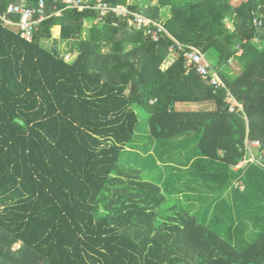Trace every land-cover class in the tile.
<instances>
[{"label":"trees","instance_id":"1","mask_svg":"<svg viewBox=\"0 0 264 264\" xmlns=\"http://www.w3.org/2000/svg\"><path fill=\"white\" fill-rule=\"evenodd\" d=\"M45 1L31 42L0 19V264H264V0Z\"/></svg>","mask_w":264,"mask_h":264},{"label":"built area","instance_id":"2","mask_svg":"<svg viewBox=\"0 0 264 264\" xmlns=\"http://www.w3.org/2000/svg\"><path fill=\"white\" fill-rule=\"evenodd\" d=\"M67 4H69L73 8H80V9H96L101 12V18L107 17L110 14H116L118 16L128 17L129 15L136 17V22H141L143 19L139 20V18H142L138 14H133L132 11H128V13H125L122 8V6L112 7L109 4L105 3L102 0H98L95 5H91L88 2H85L84 0H66ZM124 12V13H123ZM9 13H15L17 15L22 16V21L20 22H11L7 18V14L9 16ZM47 18V4L45 0H40L39 4L36 7H28V6H11L9 10L5 13L1 12L0 10V19L4 21L8 26L13 27L21 32V38L26 39V41L31 42L33 40V33L35 31H38L40 28V24ZM139 20V21H138ZM144 22V21H143ZM147 23L149 26L151 24H154L159 28L160 31H164V27L160 25L159 23H154L150 19H147ZM154 40L158 41L157 35L154 36ZM183 48L180 46V49ZM193 51L190 53H186L185 57L188 60V64L197 63L199 66V72L203 76H207L208 78H211V83L216 88H226V85L224 82L220 79V76L218 72L214 69L210 68V65L205 60V56L200 53L198 50L192 48ZM73 56L71 54H67L65 56V59L67 61L72 60ZM227 101L231 104L232 110H235L236 106H238V103L235 99V97L232 95V92L228 90L227 92Z\"/></svg>","mask_w":264,"mask_h":264},{"label":"rangeland","instance_id":"3","mask_svg":"<svg viewBox=\"0 0 264 264\" xmlns=\"http://www.w3.org/2000/svg\"><path fill=\"white\" fill-rule=\"evenodd\" d=\"M153 0H128V5H131V4H133V3H135V2H137L138 4H139V6H141V7H146V6H148V5H151V4H156L157 3V1L156 0H154L153 2H152ZM152 2V3H151ZM151 3V4H150ZM122 8L124 9L123 11L125 12V13H128V11H129V9H128V7L127 6H122ZM128 10V11H127ZM131 11V10H130ZM123 12V13H124ZM165 13H166V15H163V20H165V19H167L168 17H170L171 16V11L168 9V10H165L164 11ZM133 14L135 15L136 13H134L133 12ZM142 18H139V20H141ZM138 20V21H139ZM130 21V24H134L136 21H133V20H129ZM144 21V22H143ZM143 21H142V23H143V25H145V26H149V24L147 23V19H143ZM137 23V22H136ZM139 23V22H138ZM160 25H163L162 23H159ZM135 25V24H134ZM228 27L230 28V29H232V27H233V25H232V23H229L228 24ZM133 45H127V50H130V49H132L133 47H132ZM71 61V60H70ZM232 68L233 69H236L237 68V66H236V64H235V62H233L232 64ZM221 76H222V78L223 79H227V80H230L231 79V76L229 75V72H227L226 70H223L222 72H221ZM225 77V78H224ZM188 104V103H187ZM187 104H184L183 105V108H181L182 110H180L179 108H178V110L177 111H188L189 109H191L193 106H189V105H187ZM215 109V105L214 106H212L211 105V107L210 108H208L207 110L208 111H213ZM146 112L145 111H143V113L141 112V122H142V125H143V123H144V119L145 118H147V115L145 114ZM145 116V117H144ZM247 145H248V153L246 154V156H245V159L247 160V161H250V160H252V162L253 161H255L256 159H257V155H258V150H260V148H261V146H260V143L259 142H250V141H247ZM242 164H244V163H242ZM241 168V166L240 167H237V168H235V170H238V169H240ZM239 185V184H238ZM242 189V188H241Z\"/></svg>","mask_w":264,"mask_h":264},{"label":"crops","instance_id":"4","mask_svg":"<svg viewBox=\"0 0 264 264\" xmlns=\"http://www.w3.org/2000/svg\"><path fill=\"white\" fill-rule=\"evenodd\" d=\"M66 1V0H65ZM60 33H61V27L60 26H56L54 27L53 29V38H54V41L59 39L60 37ZM48 46H51V44L53 45V42H50V43H46ZM183 105L184 104H178L176 105V110H178V108L180 110H182L181 108H183ZM189 106H193L191 109H189L188 111H199V110H207L208 108L212 106H214V103H201V104H187ZM208 111V110H207ZM182 112V111H180Z\"/></svg>","mask_w":264,"mask_h":264},{"label":"clouds","instance_id":"5","mask_svg":"<svg viewBox=\"0 0 264 264\" xmlns=\"http://www.w3.org/2000/svg\"><path fill=\"white\" fill-rule=\"evenodd\" d=\"M69 54H71L72 56H74L72 53H69ZM240 55H241V53H240ZM205 56V55H204ZM205 60L207 61V63L210 65V68L211 69H214V70H216L217 72H218V74H219V76H220V79L224 82V84L226 85V88L228 89V86H227V84H226V82L224 81V79L222 78V76H221V72L223 71L222 69H220L218 66H213V64L206 58V56H205ZM233 63V60L230 62V64H232ZM172 65V63H170V62H167V63H165V65L163 66V69H167L169 66H171ZM226 89V90H227ZM229 90V89H228Z\"/></svg>","mask_w":264,"mask_h":264},{"label":"water","instance_id":"6","mask_svg":"<svg viewBox=\"0 0 264 264\" xmlns=\"http://www.w3.org/2000/svg\"><path fill=\"white\" fill-rule=\"evenodd\" d=\"M18 122H19L20 124H23V122H22V121H20V120H18Z\"/></svg>","mask_w":264,"mask_h":264}]
</instances>
